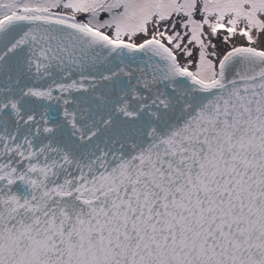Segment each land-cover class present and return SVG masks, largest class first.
Wrapping results in <instances>:
<instances>
[{"label": "snow or ice", "instance_id": "snow-or-ice-1", "mask_svg": "<svg viewBox=\"0 0 264 264\" xmlns=\"http://www.w3.org/2000/svg\"><path fill=\"white\" fill-rule=\"evenodd\" d=\"M0 264H264V0H0Z\"/></svg>", "mask_w": 264, "mask_h": 264}]
</instances>
